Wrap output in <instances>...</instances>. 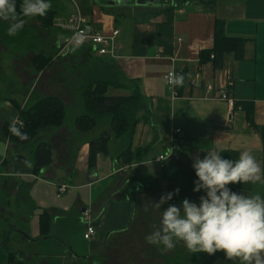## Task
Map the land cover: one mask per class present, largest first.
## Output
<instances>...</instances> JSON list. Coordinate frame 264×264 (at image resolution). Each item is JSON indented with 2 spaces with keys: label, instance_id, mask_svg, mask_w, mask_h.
<instances>
[{
  "label": "crops",
  "instance_id": "1",
  "mask_svg": "<svg viewBox=\"0 0 264 264\" xmlns=\"http://www.w3.org/2000/svg\"><path fill=\"white\" fill-rule=\"evenodd\" d=\"M50 8L54 19L82 16L99 33L119 30L120 48L113 57L98 56L87 47L59 55L66 66L63 85L58 89L49 82L46 87L48 97L63 103V125L45 129L44 137L41 130L27 145L5 137L3 127H14L19 110L29 106L15 99L1 102L0 264H88L100 256L108 240L132 223L130 178L139 183L160 178L164 170L158 157L167 151V171L180 164L193 173V159H202L209 150L218 147L222 158L232 160L248 151L261 168V181L227 187L264 198V0H154L141 5L134 0H61ZM216 25L223 26L227 37L246 41L244 57L227 54L221 70L211 61L200 64V53L214 47ZM51 28L57 52L62 33L53 24ZM76 69L80 86L73 81ZM173 69L187 77L176 98L165 82ZM197 75L198 87L192 85ZM49 77L56 78L52 73ZM99 80L108 83L109 96L137 94L139 108L134 130L112 135L108 154L98 156L91 168L89 143L103 132L111 133V118L98 117L89 132L80 131L77 119L86 113L85 90ZM229 80L237 104L233 109L217 99L218 89ZM209 83L212 92L206 89ZM40 143L53 147L52 164L38 174L22 172L13 158L24 157L32 171ZM126 149L131 150L128 164L118 161ZM61 186L67 190L59 194ZM42 215L49 218L46 232ZM86 224L95 228L90 241L84 238Z\"/></svg>",
  "mask_w": 264,
  "mask_h": 264
},
{
  "label": "clouds",
  "instance_id": "2",
  "mask_svg": "<svg viewBox=\"0 0 264 264\" xmlns=\"http://www.w3.org/2000/svg\"><path fill=\"white\" fill-rule=\"evenodd\" d=\"M50 6V0H21L17 11L16 0H0V21L7 22L6 33L14 36L27 19L43 17ZM73 39L79 43L78 37ZM166 80L176 87L182 85L184 76L169 73ZM10 131L26 138L15 127ZM192 168L196 177L193 192L203 193L198 203L187 198L179 206L168 203L179 189L162 194L152 203L160 212L159 227L144 237L145 243L167 252L182 242L192 253L223 251L238 264H264V198L238 194L227 187L261 181V168L253 156L242 151L236 160L224 159L217 147L202 159L195 157ZM165 204L168 206L162 209Z\"/></svg>",
  "mask_w": 264,
  "mask_h": 264
},
{
  "label": "rangeland",
  "instance_id": "3",
  "mask_svg": "<svg viewBox=\"0 0 264 264\" xmlns=\"http://www.w3.org/2000/svg\"><path fill=\"white\" fill-rule=\"evenodd\" d=\"M60 1L50 0V4L56 5ZM54 14L55 12L49 8L43 17L27 19L23 28L14 36L7 35V22L0 21V107L3 106L1 102L15 99L23 104L26 103L30 108L36 104L39 96L47 95L49 89L46 86L49 82L56 83L58 89L63 85L65 76L63 70L66 66L63 65L64 61L59 62V50L57 53L54 49L51 28ZM76 49L80 48L71 50ZM18 63L20 70L16 73ZM78 64L79 62H76L74 65L78 66ZM66 65L68 66V63ZM73 72L74 85L80 86L79 76L75 74L77 69ZM49 73L56 78L51 79ZM34 84L37 88H41L44 94L42 92L41 95L40 93L37 95L35 93L37 88L33 91ZM45 98L50 97L47 95ZM69 114L72 118V113L68 112ZM45 131L42 130L39 135L44 137ZM27 151L25 149L24 152L27 154ZM168 153L169 151L166 152ZM177 166L151 183L131 185V196L135 205L132 223L126 231L112 236L103 253L90 260L88 264H238L235 260L227 259L223 251L212 254L192 253L182 242H177L172 250L162 252L158 247L145 243L144 237L159 227L160 212L152 203L158 202L162 194L179 189L168 202L177 206L185 198L198 203L199 197L203 195L202 192H193V181L196 179L193 171L184 165ZM167 206L168 204L163 205L162 209ZM145 208L148 209L147 212Z\"/></svg>",
  "mask_w": 264,
  "mask_h": 264
},
{
  "label": "trees",
  "instance_id": "4",
  "mask_svg": "<svg viewBox=\"0 0 264 264\" xmlns=\"http://www.w3.org/2000/svg\"><path fill=\"white\" fill-rule=\"evenodd\" d=\"M20 3L21 0H16L17 11H19ZM245 43L246 41L243 39L227 37L223 26L216 25L214 47L211 50L200 53V64H206L211 61L215 70H221L224 67L225 56L227 54L232 53L238 60L244 57ZM181 74L184 76L183 85L187 77L185 72ZM108 86L106 81L99 80L85 90L83 97L86 113L77 119V126L80 131L89 132L95 127L98 117L109 116L111 118V133L103 132L89 143L88 159L91 168L96 167L98 156L108 154L112 135L121 137L128 131L134 130V113L139 108L137 94L130 97L109 96L107 94ZM178 87L176 86V92L180 95ZM64 117V107L60 99L55 97L43 98L32 107L19 110V120L23 123V127H14L26 138L21 139L20 136L11 132L10 128L13 126L10 125L3 127V134L18 145H27L36 138L41 130L61 127ZM52 158L53 147L47 143H40L33 153L34 167L32 171L27 169L26 160L22 156L14 157L13 162L19 164L22 172L38 174L42 169L52 164ZM130 160V149L123 151L118 158V161L124 164H128ZM167 169V167L164 169V173L168 172ZM134 184L140 185L142 183L131 177L129 186ZM41 228L43 232H46L49 228V218L46 215H42L41 217Z\"/></svg>",
  "mask_w": 264,
  "mask_h": 264
},
{
  "label": "built area",
  "instance_id": "5",
  "mask_svg": "<svg viewBox=\"0 0 264 264\" xmlns=\"http://www.w3.org/2000/svg\"><path fill=\"white\" fill-rule=\"evenodd\" d=\"M53 25L62 33V37L58 42L60 55L70 51L73 48L87 47L98 56L113 57L117 54V51L120 48V45L118 43V38L120 35L119 30H114L111 34L107 35L99 33L92 29V27L89 25V22L82 16L70 17L69 19H54ZM74 36L79 38V43H77L73 39ZM169 73L179 74L175 69H173ZM167 75L165 76V82L172 92L173 98H176L179 96L176 92V87L168 85L166 80ZM192 85L197 87L200 85L199 75H197L196 78L192 80ZM231 85L232 83L230 80L229 82L226 81L225 83H223L218 89L217 99L226 102L228 107L230 109H233L236 106V102L229 93V88L231 87ZM205 86L208 92H212L215 90L214 85L211 83L206 84ZM13 125L23 127V123L19 119H16ZM179 133L180 129H176L174 132L175 135H178ZM169 155H171L170 151L168 154L160 155L158 157V163L162 170L166 168V162ZM66 190V186H61L59 188V194L65 192ZM83 215L88 218L89 212L85 211ZM94 235V226H92L91 224H86V232L84 234V238L87 241H90Z\"/></svg>",
  "mask_w": 264,
  "mask_h": 264
},
{
  "label": "water",
  "instance_id": "6",
  "mask_svg": "<svg viewBox=\"0 0 264 264\" xmlns=\"http://www.w3.org/2000/svg\"><path fill=\"white\" fill-rule=\"evenodd\" d=\"M135 1V3L137 4V5H141V3H144V2H152V1H154V0H134Z\"/></svg>",
  "mask_w": 264,
  "mask_h": 264
}]
</instances>
